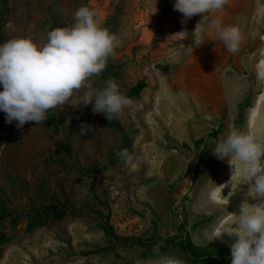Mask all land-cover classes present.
I'll return each mask as SVG.
<instances>
[{"label": "rangeland", "instance_id": "rangeland-1", "mask_svg": "<svg viewBox=\"0 0 264 264\" xmlns=\"http://www.w3.org/2000/svg\"><path fill=\"white\" fill-rule=\"evenodd\" d=\"M162 2L0 0V43L28 37L42 45L50 30L75 22L78 8L99 13L117 46L92 86L114 80L133 102L110 121L72 100L40 124L18 127L0 112V264H232L236 238L208 242L203 232L229 227L242 204L261 198L242 162L232 161L238 171L228 184L234 166L213 148L233 129L264 145V27L250 35L245 22L238 51L213 73L205 54L186 52L199 47L195 36L182 40L186 51L178 44L153 54ZM122 149L139 159L136 171L119 159ZM213 183L228 184L225 203L195 213Z\"/></svg>", "mask_w": 264, "mask_h": 264}, {"label": "clouds", "instance_id": "clouds-1", "mask_svg": "<svg viewBox=\"0 0 264 264\" xmlns=\"http://www.w3.org/2000/svg\"><path fill=\"white\" fill-rule=\"evenodd\" d=\"M227 0H174L173 8L185 18L220 10ZM74 23L58 27L47 33V40L37 45L31 38L17 37L0 43V112L6 123L17 122L22 127L27 122L40 124L47 119L49 110L68 104L73 108L92 105L94 113H102L110 121L118 117L132 100L119 90L114 80H107L102 88H94L91 78L106 67L109 57L115 53L117 38L99 22V13L87 6L74 13ZM217 34L229 52L238 51L241 34L236 26H220ZM193 55V49L187 50ZM257 78L264 80V66L257 65ZM83 89L82 95L73 99L74 93ZM255 115L250 111L249 119ZM86 130V129H83ZM119 159L136 171L139 159L127 149L117 153ZM213 155L217 159L228 158L234 166L228 184L234 182L237 166L242 162L247 179L261 203L233 214L229 227L213 223L203 232L210 242L225 233L235 237L231 244L232 264H264V145L257 142L250 132L233 129L216 143ZM228 184L205 186L193 211L206 213L209 206L225 203L223 190ZM157 264H183L173 257H162Z\"/></svg>", "mask_w": 264, "mask_h": 264}, {"label": "crops", "instance_id": "crops-1", "mask_svg": "<svg viewBox=\"0 0 264 264\" xmlns=\"http://www.w3.org/2000/svg\"><path fill=\"white\" fill-rule=\"evenodd\" d=\"M162 1L156 31L150 40L153 54L176 52L178 44L180 49L186 51L187 46L182 40L195 36L199 38L200 45L197 44L199 47L193 49V52L205 54V67L210 68L213 73L222 66L226 54H229L217 34V22L220 26H236L239 31L241 29V36H244L245 22L251 24L249 31L253 32H249L250 35H261L264 27V0H227L222 9L213 10L205 14V17L204 14H197L191 18H185L174 10V0Z\"/></svg>", "mask_w": 264, "mask_h": 264}]
</instances>
